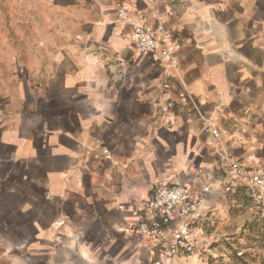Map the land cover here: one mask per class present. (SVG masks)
<instances>
[{
	"label": "crops",
	"instance_id": "crops-1",
	"mask_svg": "<svg viewBox=\"0 0 264 264\" xmlns=\"http://www.w3.org/2000/svg\"><path fill=\"white\" fill-rule=\"evenodd\" d=\"M122 3L171 8L179 68L134 49ZM209 118L264 163V0H0V264H154L138 226L169 175L211 239L220 211L250 206L224 191Z\"/></svg>",
	"mask_w": 264,
	"mask_h": 264
},
{
	"label": "built area",
	"instance_id": "built-area-1",
	"mask_svg": "<svg viewBox=\"0 0 264 264\" xmlns=\"http://www.w3.org/2000/svg\"><path fill=\"white\" fill-rule=\"evenodd\" d=\"M134 10L136 20H131ZM171 8L163 12L133 9L122 3L118 7V20L129 24V42L140 54L153 56L164 66L179 68L175 52L181 47V39L166 25ZM153 21V23L150 22ZM194 92L180 89L182 101L192 100ZM173 107V101H168ZM204 127L218 142V153L226 167L227 194L241 193L250 208H264V163L255 153L248 152L243 158L237 157L227 148L215 119L209 118ZM151 212L148 219L139 223L142 234L153 240L152 257L154 264H181L180 262L206 250L210 244L208 229L214 220L203 212L200 196L189 185L176 182L173 176H166L144 202Z\"/></svg>",
	"mask_w": 264,
	"mask_h": 264
},
{
	"label": "rangeland",
	"instance_id": "rangeland-1",
	"mask_svg": "<svg viewBox=\"0 0 264 264\" xmlns=\"http://www.w3.org/2000/svg\"><path fill=\"white\" fill-rule=\"evenodd\" d=\"M11 15L10 13L6 20L11 21ZM4 32L5 36L12 33L11 29ZM20 75L28 77L26 69L20 72ZM255 220L259 219L250 208L220 211V221L214 229L207 249L181 264H244L238 260L244 252L247 253L246 264H264L263 243L248 242L244 235L247 232L245 225Z\"/></svg>",
	"mask_w": 264,
	"mask_h": 264
},
{
	"label": "trees",
	"instance_id": "trees-1",
	"mask_svg": "<svg viewBox=\"0 0 264 264\" xmlns=\"http://www.w3.org/2000/svg\"><path fill=\"white\" fill-rule=\"evenodd\" d=\"M251 211H253L257 218L259 219L258 221L255 220L251 223H248L245 225V228L247 229V232L245 235L246 240L249 242H260L263 243L262 247H264V208H258V207H253L250 208ZM247 256V253L244 252L242 253L241 256H237L238 260L242 261L244 264H246L245 258Z\"/></svg>",
	"mask_w": 264,
	"mask_h": 264
}]
</instances>
